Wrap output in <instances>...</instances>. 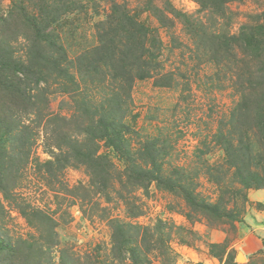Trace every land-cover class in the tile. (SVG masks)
I'll use <instances>...</instances> for the list:
<instances>
[{"label":"rangeland","instance_id":"374dc122","mask_svg":"<svg viewBox=\"0 0 264 264\" xmlns=\"http://www.w3.org/2000/svg\"><path fill=\"white\" fill-rule=\"evenodd\" d=\"M13 1L0 0L3 15ZM146 1L78 0L61 12L43 35L66 76L27 70L20 16L0 26V264H264V243L242 245L264 222V145L250 118L236 117L242 55L221 59L211 37L216 27L259 30L264 0L232 3L241 13L224 20L195 0H168L202 16L195 35L171 15L162 26ZM114 3L157 26L161 40L159 69L138 78L132 68L129 86L114 78L122 31L111 52H97ZM110 123L123 149L102 137ZM3 238L18 244L13 262Z\"/></svg>","mask_w":264,"mask_h":264},{"label":"trees","instance_id":"16d2710c","mask_svg":"<svg viewBox=\"0 0 264 264\" xmlns=\"http://www.w3.org/2000/svg\"><path fill=\"white\" fill-rule=\"evenodd\" d=\"M38 1L39 3L30 8L25 4V1L14 0L4 15L0 9V26H6L20 16L27 40L30 42L28 58H26L28 60L27 70H36L39 74H42L41 72L45 67V69L57 72L58 76H66L64 65L57 60L54 55V49L49 51L45 47L44 41H51L52 38H45L43 33L52 22H56L59 19L61 12L71 11L74 3L76 7L78 0ZM195 1L200 6L199 13L209 15V18L224 20L228 18L227 15L229 13L235 14L236 12L237 15L241 13L239 10L235 11L233 9L232 3L245 4L247 2H258L259 0ZM169 2L165 0L164 4H168L164 8V6L158 5L155 0H147L146 9L158 19L157 21L162 26H168L166 21L171 20L170 15L175 19L185 20L184 22L189 32L193 35L198 31V27L205 26L204 23L201 24L202 16H188ZM80 4L82 7L85 6L83 2ZM253 15L250 16L253 17ZM261 15H264V11ZM140 16L139 13H132L130 9H123L120 5L114 3L107 15V19L101 21L98 27L100 38L98 53L111 52L110 46L115 44L116 35L118 36L116 33L122 31L120 34L124 36L126 45L124 49H121V55H117V61L121 63V68L117 69L114 78L121 82L123 81L127 86L131 85L134 79L130 72L132 68L137 70L135 73L136 77L146 78L152 74V71L158 70L160 67V63L154 61L157 54L152 52V48L159 49L158 46L161 43L158 36V28L157 26H152L148 19H142ZM106 27H109V30H106ZM211 37L216 44L214 50L220 54L221 59L225 60L227 56H235L237 53L242 55L236 56L237 62L235 61L238 68L237 79L240 81L242 95L240 101L237 102L236 117H249L251 120L250 130L261 139V143L264 145V25H260L259 30L253 26L243 25L235 33L225 32L220 27H216L211 32ZM147 43L150 44L149 48ZM137 48H140L138 55L134 51ZM8 53L11 54V51L9 50ZM113 58H115V55ZM228 60L231 61L232 59ZM11 63H14V61L8 62V64ZM2 68L4 69L5 66L3 65ZM17 68L15 64V73H18ZM2 75L5 78L7 77L6 74ZM115 124L104 125L102 137H106L108 142L115 146L116 149H123L125 137L123 136V131L113 128ZM93 161L95 160H90L89 162ZM24 214L27 218L33 216V213L31 215L29 213ZM119 233L118 230L115 232L117 237H115V244L113 245V250L117 252L122 245L120 240H118V236L120 237ZM2 240L5 243L4 246L8 245L12 251L9 259L10 262H13L17 258L13 252L18 251V244L10 239L5 240L3 238Z\"/></svg>","mask_w":264,"mask_h":264},{"label":"crops","instance_id":"0c3cea01","mask_svg":"<svg viewBox=\"0 0 264 264\" xmlns=\"http://www.w3.org/2000/svg\"><path fill=\"white\" fill-rule=\"evenodd\" d=\"M262 243H264V222H260L253 231L245 235L242 245L248 249L258 250Z\"/></svg>","mask_w":264,"mask_h":264}]
</instances>
